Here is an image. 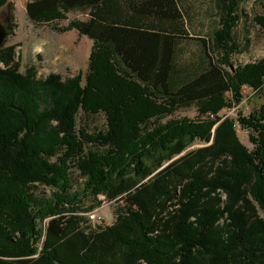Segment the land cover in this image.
Segmentation results:
<instances>
[{
	"label": "trees",
	"instance_id": "1",
	"mask_svg": "<svg viewBox=\"0 0 264 264\" xmlns=\"http://www.w3.org/2000/svg\"><path fill=\"white\" fill-rule=\"evenodd\" d=\"M218 2L220 28L202 41L207 66L180 83L184 0L26 2L35 24L63 19L60 9L87 12L71 28L94 46L83 87L79 77L21 74L16 45L0 47V264H264V105L239 118L251 150L217 118L243 87L264 96V58L227 70L239 2ZM252 21L264 31V16ZM189 107L197 119H167ZM80 111L102 114L104 130L77 128ZM156 152L168 159L151 176L144 159ZM123 194L113 225L86 228L84 200Z\"/></svg>",
	"mask_w": 264,
	"mask_h": 264
},
{
	"label": "rangeland",
	"instance_id": "2",
	"mask_svg": "<svg viewBox=\"0 0 264 264\" xmlns=\"http://www.w3.org/2000/svg\"><path fill=\"white\" fill-rule=\"evenodd\" d=\"M27 0H9L0 8V25L5 28L6 37L3 45H16L15 60L19 63V73L25 74L29 68L35 70L36 79H44L48 75H58L62 82L80 78V86L83 87L89 70V59L94 46L82 35L71 28L72 22H83V14L77 11H62L63 19L41 20L32 23L26 17L25 4ZM237 15L239 17L232 31V40L239 51L231 57V66L227 67L232 72L239 65L253 63L264 58V31L256 26L252 19L255 16H264V0H238ZM187 10L185 17L189 30V39L180 43L177 49L176 60L179 68H184L185 73L177 76L175 83H180L183 77L192 78L201 72L208 59L202 49V41L209 40L212 34L220 28L221 13L225 14L218 0H184ZM222 11V12H221ZM0 67L3 65L0 63ZM241 100L238 104L231 103L229 108H224L217 116L221 121L232 122L236 135L242 145L251 150L249 133L242 129L239 118L247 117L253 111L264 105V96L256 94L252 89L243 87L240 92ZM231 94H226L230 99ZM240 106V108H237ZM238 117H235V109ZM198 113L194 107L181 109L168 116L167 119H197ZM213 115L208 118L212 119ZM77 128H85L88 132L104 130L105 118L102 114L90 116L81 111L76 118ZM200 142L186 146L179 155L202 147ZM168 153H155L144 159V165L151 172V176L157 171L159 163L167 160ZM146 169V168H145ZM73 190H81L83 180L75 169L70 172ZM36 186V185H35ZM34 191L40 197L51 195V189L43 186L34 187ZM126 194L113 199H107L99 195L96 200L91 198L84 200L82 220L86 228L94 230L113 225L119 214L126 207ZM95 204L94 208L92 206ZM82 212V211H81ZM95 215L91 220L89 216ZM264 219L262 212L258 213ZM43 221L41 227H44Z\"/></svg>",
	"mask_w": 264,
	"mask_h": 264
},
{
	"label": "water",
	"instance_id": "3",
	"mask_svg": "<svg viewBox=\"0 0 264 264\" xmlns=\"http://www.w3.org/2000/svg\"><path fill=\"white\" fill-rule=\"evenodd\" d=\"M5 37H6V31H5V28L0 25V47L3 45L4 43V40H5Z\"/></svg>",
	"mask_w": 264,
	"mask_h": 264
},
{
	"label": "crops",
	"instance_id": "4",
	"mask_svg": "<svg viewBox=\"0 0 264 264\" xmlns=\"http://www.w3.org/2000/svg\"><path fill=\"white\" fill-rule=\"evenodd\" d=\"M77 12H79L80 14H83V16H84V18H83L84 20L83 21H86L87 19H89L87 12H82V11H77ZM83 38L87 39L89 42H93V40L89 39L86 36H83Z\"/></svg>",
	"mask_w": 264,
	"mask_h": 264
},
{
	"label": "built area",
	"instance_id": "5",
	"mask_svg": "<svg viewBox=\"0 0 264 264\" xmlns=\"http://www.w3.org/2000/svg\"><path fill=\"white\" fill-rule=\"evenodd\" d=\"M27 1H30V0H27ZM237 108H240V106H238ZM235 109L236 110V112H235V117H238L239 115H238V110L239 109ZM89 218L91 219V220H94L95 219V215L94 214H91L90 216H89Z\"/></svg>",
	"mask_w": 264,
	"mask_h": 264
}]
</instances>
